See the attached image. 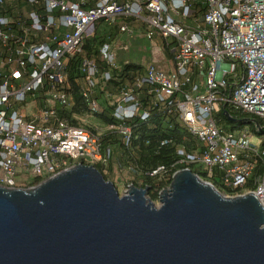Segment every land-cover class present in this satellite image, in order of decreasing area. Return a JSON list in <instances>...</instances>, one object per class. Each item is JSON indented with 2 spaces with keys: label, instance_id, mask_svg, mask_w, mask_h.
<instances>
[{
  "label": "built area",
  "instance_id": "built-area-1",
  "mask_svg": "<svg viewBox=\"0 0 264 264\" xmlns=\"http://www.w3.org/2000/svg\"><path fill=\"white\" fill-rule=\"evenodd\" d=\"M91 1L0 0V187L32 188L80 163L107 168L116 151L105 135H124L128 145V122L162 114L198 143L177 150L178 165L203 167L215 186L245 188L264 159V125L256 128L263 135L227 131L217 115L228 106L264 121V0ZM102 23L161 43L171 53L169 74L149 66L119 95L109 93L121 65L114 41L97 54L84 48ZM73 82L84 115L74 112ZM105 113L115 123H104ZM253 185L235 196L263 202L264 174Z\"/></svg>",
  "mask_w": 264,
  "mask_h": 264
},
{
  "label": "water",
  "instance_id": "water-1",
  "mask_svg": "<svg viewBox=\"0 0 264 264\" xmlns=\"http://www.w3.org/2000/svg\"><path fill=\"white\" fill-rule=\"evenodd\" d=\"M93 165L0 187V264H264V200L178 171L156 208Z\"/></svg>",
  "mask_w": 264,
  "mask_h": 264
},
{
  "label": "trees",
  "instance_id": "trees-1",
  "mask_svg": "<svg viewBox=\"0 0 264 264\" xmlns=\"http://www.w3.org/2000/svg\"><path fill=\"white\" fill-rule=\"evenodd\" d=\"M107 39L108 35L105 31H97L96 35L87 41L84 48L90 54L93 51L94 54H97L98 47L106 43ZM166 52L170 57V51L167 50ZM145 68L139 64L122 63L119 72L114 73L111 82L106 85L107 91L113 95H119L123 85L143 74ZM72 71L75 78L78 75L76 63L73 64ZM72 84L74 86V112L77 115H84L87 107L80 95L79 88L74 82ZM100 119L107 124L115 123L107 113L101 115ZM217 121L227 131H239L249 127L256 134L263 135L256 128L263 126L264 121L254 115L233 111L228 106L222 107L217 115ZM72 122L76 126H82L78 121L73 120ZM126 125L131 128L129 144L124 143L126 137L124 135L111 133L105 135L103 137L104 145L116 151V155L107 168H104L100 163L93 164V166L100 171L107 181L111 182L118 179V173H125L131 185L148 190V199L157 203L160 201L161 193L171 186L174 175L178 171L186 169L185 166L178 165L177 150L185 148L191 152L197 148L198 143L185 128L166 115L156 114L145 122L136 120L128 122ZM190 169L194 174L209 182V177L203 167L195 165L190 166ZM262 174H264V159L255 168L253 176L245 188L236 191L219 185H216V188L226 196L253 191L255 190L253 185L255 178Z\"/></svg>",
  "mask_w": 264,
  "mask_h": 264
},
{
  "label": "rangeland",
  "instance_id": "rangeland-1",
  "mask_svg": "<svg viewBox=\"0 0 264 264\" xmlns=\"http://www.w3.org/2000/svg\"><path fill=\"white\" fill-rule=\"evenodd\" d=\"M143 39L144 37L142 34L131 41L123 40L121 36L120 39L115 42V55L117 56V58H121V53H123L122 55L125 54L126 56V53L131 52V57L138 63L139 61H141L140 64H142L143 66H156L163 70L164 73L169 74L171 67L169 62V55L164 50L163 45L156 40L152 45H150L149 42ZM252 142L257 145L260 144V141L257 138H253ZM263 149L264 147H262V150ZM18 181H20V179H18ZM22 181L29 185L36 182V180L33 178H28L27 180ZM113 183L116 186L121 197L127 194L131 186L129 179L125 173H118V179H115ZM154 204L156 208H159L161 206L160 201Z\"/></svg>",
  "mask_w": 264,
  "mask_h": 264
},
{
  "label": "crops",
  "instance_id": "crops-1",
  "mask_svg": "<svg viewBox=\"0 0 264 264\" xmlns=\"http://www.w3.org/2000/svg\"><path fill=\"white\" fill-rule=\"evenodd\" d=\"M95 2H96L95 0H92V1L90 2V5H94ZM131 26H132V25H131ZM132 27H133V26H132ZM98 31H99V32L105 31L106 34L108 35V37H111V38H112V40L114 41V49H115V42L118 41V40L120 39L121 36H122V39H123V40H127V41L129 40V41H131L130 38H128V37H126V36L121 35V34L118 33V28H117V26L109 27V26H107L106 24H103V23H102V24L99 26V30H98ZM140 34H142L143 37H144V33L138 29V31H137V33H136V36H135L133 39H135L136 37H138ZM133 39H132V40H133ZM143 40H145V37H144ZM145 41H146V40H145ZM151 45H152V44H151ZM122 54H123V53L120 54V55H121V58L118 57V61L120 62V64H122V63H134V64L142 65V64H140L141 61H139V63H138L137 61H135V60L131 57V52L126 53V56H125V54H124V55H122ZM141 54H142V53H141ZM170 58H171V56L169 57V59H170ZM170 69H171V67H170Z\"/></svg>",
  "mask_w": 264,
  "mask_h": 264
}]
</instances>
